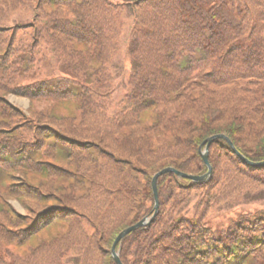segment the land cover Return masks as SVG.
Segmentation results:
<instances>
[{"label":"trees","instance_id":"1","mask_svg":"<svg viewBox=\"0 0 264 264\" xmlns=\"http://www.w3.org/2000/svg\"><path fill=\"white\" fill-rule=\"evenodd\" d=\"M216 134L264 161V0H0V264H116L115 237L153 213L152 176L204 174ZM208 160L207 181L157 179L153 221L116 246L123 264H264V205L218 234L202 223L221 202H263L264 165L223 138Z\"/></svg>","mask_w":264,"mask_h":264},{"label":"rangeland","instance_id":"2","mask_svg":"<svg viewBox=\"0 0 264 264\" xmlns=\"http://www.w3.org/2000/svg\"><path fill=\"white\" fill-rule=\"evenodd\" d=\"M117 19H120V16ZM125 21H126V23L124 24V27L122 28V32L124 33L123 37H125V38H121V40L119 41V46H121V47H120L119 51H116L114 57L110 61L111 67L109 68V71L107 70L108 75L113 76V77L111 76V79L112 78L114 79V84L118 87V91L116 92L115 97L119 96L122 93V91H124L123 90L124 86H122L123 85V79L126 77V74H128L129 67H130V61L127 57V36H128V31H129L130 26H131L132 17H130L129 14H127ZM118 37H122V36L119 34ZM8 100L11 101L12 103L16 104L17 106H20L25 111L27 110V108L30 104L29 99H27L25 97H21V96H15L12 94H10L8 96ZM42 105L43 104L36 105L35 107L43 109L44 107H42ZM62 124L65 125V121H63ZM64 128L68 129L69 127H68V125H65V126H63V129ZM203 150H204V147L201 149V151H203ZM199 152H200V150H199ZM246 159L252 163H256V162L249 160L248 158H246ZM204 191L205 190H201V189H197L196 191L192 190L191 194L194 195V194H199L201 192V195H202ZM196 200H197V198L193 197L191 202L193 203ZM10 203L21 214H27L29 212L27 209H25L24 205L21 204L18 200H10ZM233 203H237V202H233ZM262 205H264V201L263 202L259 201L258 203H254V204L247 203V204H238V205L224 204L221 202L220 207L215 211H210L202 223L206 224V225L208 224L209 226L213 227L212 230L215 229L216 230L215 233L218 234L222 231L219 229L225 228L226 225L229 223V221L232 218L234 219V217H235L234 214L236 212H238L239 210L244 211V210L248 209L247 211H249L252 208L254 209V208L260 207ZM37 206L40 207L41 204L37 203ZM158 207H159V205H158ZM27 208L35 209V205L34 204L31 205V203H28ZM190 209H191V207H190ZM190 215L191 214L188 213V216H190ZM208 225H207V227H208ZM13 249L16 253L21 254L22 251L28 250V247L26 245L24 248H13ZM17 264H19V263H17ZM27 264H29V262H27Z\"/></svg>","mask_w":264,"mask_h":264},{"label":"water","instance_id":"3","mask_svg":"<svg viewBox=\"0 0 264 264\" xmlns=\"http://www.w3.org/2000/svg\"><path fill=\"white\" fill-rule=\"evenodd\" d=\"M217 138H223L227 141V143L229 144V146L231 147V149L243 160L245 161L246 163L248 164H251V165H264V161L262 162H256V163H252L250 161H248L236 148L235 146L233 145V143L229 140V138L227 136H225L224 134H216V135H213L209 138H207L205 141H203L202 145H204V150L201 151V147L202 145L200 146L199 150H200V154H201V157L207 167V171L202 174V175H192V174H186V173H183L173 167H165L161 170H159L158 172H156L153 176H152V179H151V187H152V191H153V196H154V207H153V213L151 214V216L149 217H144L142 218L140 221H138L137 223L121 230L118 235L115 237L114 241H113V244L111 246V256L113 258V260L115 261L116 264H123L120 260V257H119V252L116 251V246L124 239L125 236H127L129 233H131L132 231L138 229L139 227H142L144 225H148L150 224L155 215L157 214V210H158V205H159V202H158V193H157V179L167 173V172H173L175 174H177L178 176H181V177H185L187 179H190L192 181H195V182H204V181H207L211 175H212V168H211V165L209 163V160H208V147L210 145V143L217 139Z\"/></svg>","mask_w":264,"mask_h":264}]
</instances>
